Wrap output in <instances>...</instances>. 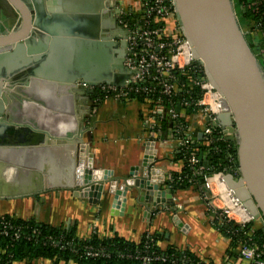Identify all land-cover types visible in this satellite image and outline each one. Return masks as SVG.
<instances>
[{
	"label": "water",
	"instance_id": "obj_1",
	"mask_svg": "<svg viewBox=\"0 0 264 264\" xmlns=\"http://www.w3.org/2000/svg\"><path fill=\"white\" fill-rule=\"evenodd\" d=\"M174 4L177 23L225 100L226 110L218 114L217 122L236 146L244 184L231 181L230 187L263 224L264 60L245 37V9L239 0H174ZM105 8H110L106 0H0V148L49 145L53 152V163L46 170L37 168L36 191L11 198L78 189L77 146L83 129L77 128L72 108L65 118L34 111L41 109L38 101L56 107L50 97L57 90L72 97L75 93L77 100L78 90L83 96L90 94L79 81L123 85L128 75L122 64L124 35L115 43V32L108 30L116 25L106 20V14L119 12L108 13ZM112 71L117 75L112 76ZM21 94L34 99L22 100V110L15 101ZM64 119L67 132L52 129ZM197 138H202V131ZM17 166L9 167L10 175H21ZM43 172L48 174L46 188L40 185Z\"/></svg>",
	"mask_w": 264,
	"mask_h": 264
},
{
	"label": "crops",
	"instance_id": "obj_2",
	"mask_svg": "<svg viewBox=\"0 0 264 264\" xmlns=\"http://www.w3.org/2000/svg\"><path fill=\"white\" fill-rule=\"evenodd\" d=\"M106 2L110 6L105 8L106 11L114 13L116 9L119 12L134 6L137 0ZM72 5L75 6V3ZM71 11L76 12L74 9ZM2 20L0 17V23ZM106 20L116 25V28L109 27L108 33L115 32L114 41L117 43L124 35L120 30L118 13L112 16L106 14ZM247 36L252 46L257 48L260 34L249 29ZM58 50L61 52L64 49L61 46ZM111 75L117 73L112 71ZM80 93L78 90L77 100L75 93L72 97L57 90L50 97L56 107H47L38 101L41 109L34 111L43 116L65 118L71 113L66 111L68 107L72 108L77 128L83 129L82 142L77 146L75 177L77 175L78 189L11 198L36 191L39 180L37 168L45 166L46 170L53 163V152L49 145L26 149L0 148V201H6V205L0 206V214L33 217L51 225H73L80 238L87 237L93 230L102 235L117 234L126 240L139 242L144 232H158L162 237V247L172 244L179 249H189L199 257L219 261L227 241L208 223L206 204L202 198L203 186L175 192L164 187L166 176L180 166L172 161L169 142L146 140L141 118L146 105L137 100L122 102L106 98L91 109V101ZM22 100L34 99L25 94H21L20 99L16 98L21 110L24 108ZM45 121L48 126L49 119ZM190 122L191 133L198 135L202 131V122L198 116L191 117ZM66 126V119L55 124V128L50 125L58 132H67L69 128ZM14 165H20L17 167L21 175L9 174V167ZM46 178L48 174L41 173L40 185L44 188ZM84 182L91 184L83 186ZM258 222L262 224L261 220ZM12 264L53 263L39 259Z\"/></svg>",
	"mask_w": 264,
	"mask_h": 264
},
{
	"label": "built area",
	"instance_id": "obj_3",
	"mask_svg": "<svg viewBox=\"0 0 264 264\" xmlns=\"http://www.w3.org/2000/svg\"><path fill=\"white\" fill-rule=\"evenodd\" d=\"M174 5V0H137L134 6L119 11V24L125 31L122 64L128 71L123 85L105 83L89 85L78 82L83 89L91 90L90 94L95 92L103 95L105 99L122 101L131 99L135 94L149 96L154 93L167 97V104H163L160 97L153 102L151 108L149 103H144L146 109L142 112V122L146 140L169 142L170 155L175 148H184L187 143L197 139V135L191 133L190 119L193 116H198L203 124L202 138L208 139L209 143H229L226 138L227 133L217 122L218 114L226 110L225 100L207 74L203 62L194 54L189 40L177 23ZM261 57L264 60L262 52ZM186 71H192L196 75L189 84L199 91V97L192 102L197 107V111L189 119V134L187 133L184 138L173 136L162 138L160 131L164 117L176 122L175 120L183 113V106L190 103L184 100L175 102L171 99L178 91L177 73ZM90 94L86 96L91 101V107H94L97 102L89 98ZM178 105L182 106L180 111L175 107ZM179 131V125L174 123L172 134L177 135ZM228 147L229 145L225 149H220L214 146L213 151L226 153V164L220 170L205 175L202 185L204 188L202 198L206 204L208 223L226 239L227 245L219 261L205 258L202 261L205 263L208 261L209 264H264V238L256 233L263 224L255 225L258 217L239 199L236 190L230 187L232 182L240 186L244 184L237 164L236 146H234L235 152L232 153L227 152ZM201 155L202 159L199 158L200 154L197 157L191 155L188 162L195 164L206 160V155L202 153ZM201 170L203 171L204 167L200 165L191 169V173L195 175ZM170 178L171 173L166 176L164 182V187L168 190L171 188V184L167 183ZM187 180L192 182V178ZM225 223H231L234 227L228 232L233 234L232 236H225L219 231L218 226ZM24 233L23 227L14 221L0 220L1 236L18 239L24 235L27 239H31L39 235V231L36 230H32L30 234ZM152 241L151 232L146 231L142 247L133 251L126 250L119 256L137 260L139 264L165 261L166 257L156 250ZM46 242L59 248H65L70 243L64 235L58 239L46 236L42 243ZM2 252L4 250L0 249V254ZM108 255L101 249L87 246L80 256L99 258ZM180 261L182 264H192L186 256H182ZM195 264L201 263L197 261Z\"/></svg>",
	"mask_w": 264,
	"mask_h": 264
},
{
	"label": "trees",
	"instance_id": "obj_4",
	"mask_svg": "<svg viewBox=\"0 0 264 264\" xmlns=\"http://www.w3.org/2000/svg\"><path fill=\"white\" fill-rule=\"evenodd\" d=\"M240 5L245 9L244 19L246 24L244 26L245 37L250 41L247 36V31L255 30L260 34L257 48L264 54V0H239ZM196 75L192 71H186L177 73L178 80V91L171 99L176 101H188V105L183 106V113L175 121L172 122L168 117H164L162 128L160 131L162 138L169 137H186L189 128V119L196 113L197 107L193 105V100L199 97V91L196 87L189 84L190 80ZM160 97L163 104H167V97L154 93L153 95H133L129 100H122L127 102L131 100H137L141 103H149L150 108L153 102ZM90 99L100 103L105 98L103 95L97 93L90 94ZM176 105V104H175ZM95 107V106H94ZM177 111H180L182 106H175ZM93 107H91L92 109ZM143 114L141 115V118ZM178 124L180 127L179 133L173 135V126ZM189 134V133H188ZM229 145L227 152H235L234 143H222V142H208V139H195L191 143H187L186 147H177L174 149L171 158L172 161L179 164L180 168L171 173L170 180L167 183L171 184L170 191L175 192L177 190H185L189 187L196 186L201 188L204 181V176L211 173L212 171L220 170L222 166L226 164V153L213 151L214 146L220 149H225ZM200 153L206 155V160L199 163L190 164L188 158L191 155L197 157ZM203 166L204 170L193 175L191 169ZM188 178H192V182H188ZM12 213H1V219H10L15 223L21 225L24 229V234H30L32 230L39 231L38 236H33L31 239H27L26 236L21 235L18 239H11L10 237H4L0 235V249L4 250L0 254V264H12L16 261L30 262L33 260L46 259L50 260L53 264H67L69 262L75 264H139L137 260L124 259L119 256L123 252L133 251L134 249L142 247L144 243V232L139 242H133L124 239L117 234L111 236L102 235L96 231H91L90 234L85 238H80L76 235L75 226H64V225H51L37 221L33 217H18ZM219 231L223 235L232 236L229 234L234 227L231 223H225L219 225ZM264 220L263 227L257 230V235L264 238ZM23 231V230H22ZM61 235L65 236V239L70 243L65 248H59L50 245L48 242L42 243V240L46 236L58 239ZM152 243L156 250L166 257L165 261H158L153 264H182L180 259L182 256H186L190 259L192 264L200 261L201 264H209L210 262L202 261L206 257H199L195 255L189 249H179L172 244L165 246L160 245L162 239L158 232H151ZM91 247L93 249H101L108 253V257L91 258L88 256H80L84 252L85 247Z\"/></svg>",
	"mask_w": 264,
	"mask_h": 264
},
{
	"label": "rangeland",
	"instance_id": "obj_5",
	"mask_svg": "<svg viewBox=\"0 0 264 264\" xmlns=\"http://www.w3.org/2000/svg\"><path fill=\"white\" fill-rule=\"evenodd\" d=\"M5 202H6V201H3V200H1V201H0V206H1V205H6V203H5ZM257 219H258V220H261L260 216H258V218H257ZM255 225H259V223H258V222H256V223H255Z\"/></svg>",
	"mask_w": 264,
	"mask_h": 264
},
{
	"label": "bare ground",
	"instance_id": "obj_6",
	"mask_svg": "<svg viewBox=\"0 0 264 264\" xmlns=\"http://www.w3.org/2000/svg\"><path fill=\"white\" fill-rule=\"evenodd\" d=\"M227 180V179H226ZM229 182V180H227Z\"/></svg>",
	"mask_w": 264,
	"mask_h": 264
}]
</instances>
